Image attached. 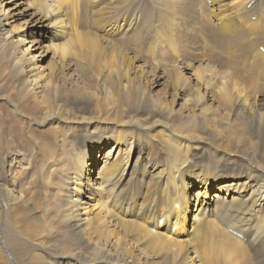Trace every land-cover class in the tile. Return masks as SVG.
I'll return each mask as SVG.
<instances>
[{"label":"bare ground","instance_id":"bare-ground-1","mask_svg":"<svg viewBox=\"0 0 264 264\" xmlns=\"http://www.w3.org/2000/svg\"><path fill=\"white\" fill-rule=\"evenodd\" d=\"M65 1L0 0V103L58 139L49 171L62 194L34 199L23 154L2 156L0 264L246 263L214 262L213 243L246 245L264 264V177H253L264 174V49L231 53L245 36L219 37L195 0H157L160 44L128 67L91 31L119 9ZM246 1L215 0L211 11L239 26L225 33L258 16L250 33L264 39V0ZM166 11L179 20L163 22Z\"/></svg>","mask_w":264,"mask_h":264},{"label":"rangeland","instance_id":"rangeland-1","mask_svg":"<svg viewBox=\"0 0 264 264\" xmlns=\"http://www.w3.org/2000/svg\"><path fill=\"white\" fill-rule=\"evenodd\" d=\"M63 6L65 5V0ZM95 1V0H93ZM123 1V2H122ZM112 0L109 1V3H106V0H102L101 7L103 8L104 12L106 13L110 8L117 7L119 10L116 11V13H119L115 16H113L111 19H107L108 22L105 23V21L100 22V29L96 30L93 29L91 31L95 32L96 35H98L100 38L105 39L106 43H109L110 46L105 45V48H103L104 51L113 52L115 51L116 54L112 53V61L115 63L117 59H124L125 63L124 65H130L132 62H136L134 56H137L139 60L143 61V63H149L146 61H149V58L151 60L150 54L157 48V45L160 44V38L159 34L161 32L162 25L158 21L159 20V12L157 0ZM236 1V0H232ZM242 1L244 6H246V3L248 1L246 0H239ZM56 2V1H55ZM121 2V3H120ZM126 2V4H124ZM131 2V3H130ZM197 5L199 6V9L204 13V16L209 15V18L211 19L212 23L215 26V29L217 31V34L219 37L223 38H234V37H240L245 36V39L237 40L233 42V52L236 55H242L246 54V51L251 50L252 52L258 51L259 54H261V49H264V39H261L259 36L254 35L250 33L253 30L252 24L258 22V16H253L250 20H244L248 21L247 25L248 27L246 29L238 30L235 32L225 33L224 29H234L238 27H234L229 19L226 18V24L224 26H221L220 23L224 17H222L221 20L217 18V15H226V11L221 13H215L212 10V7L214 6L215 0H195ZM57 3V2H56ZM113 3L115 5H113ZM122 4V8L119 7ZM220 3V4H218ZM224 1H218L217 5L220 7L222 6ZM95 4V2L93 3ZM106 4V5H105ZM129 4H133L129 5ZM254 4V1L251 5ZM59 5V4H58ZM251 5H248V8L251 7ZM106 6V7H104ZM130 6V7H129ZM145 6V7H144ZM107 16V14H105ZM165 19L163 22L166 21H178V17L175 13H172L170 11L165 12ZM92 18V16H91ZM133 19L135 24L134 28L130 30L121 29L120 25L122 21H127L129 19ZM249 18V17H246ZM219 20V21H218ZM238 23V22H236ZM75 27H84L83 25V16L80 14H77L75 17ZM104 24V25H103ZM143 24V25H142ZM186 25V24H185ZM241 25V24H240ZM243 26V25H242ZM92 29V28H91ZM105 29H109L108 32H105ZM262 27H257L255 29L256 32H259L262 30ZM96 30V31H95ZM205 33L208 32V30L203 31ZM45 33L43 34V36ZM252 36V37H251ZM254 36V37H253ZM256 36V37H255ZM214 39V37H213ZM112 42V43H110ZM54 44V42H50L49 45ZM111 47H117L116 49ZM123 47L126 49L127 53L122 50ZM111 48V49H110ZM195 50V49H194ZM123 52L127 55L128 58L123 56ZM238 52H241L240 54ZM86 53V50H85ZM82 54L76 57V60H81ZM114 55H117L118 57L113 60L115 57ZM130 55V56H128ZM125 57V58H124ZM126 59V60H125ZM77 60V62H79ZM131 60V61H130ZM256 59H254V62ZM80 63V62H79ZM78 63V64H79ZM80 65V64H79ZM0 74H3L2 68H0ZM80 70L82 75L86 76V72H84V69L80 65ZM257 71L264 75V71L262 72V68H258ZM154 74H152L153 77ZM5 76H3V80L0 79V86L2 85V88L0 87V94L6 92V88L4 83L6 82ZM85 78V77H84ZM83 77L81 78L82 81H84V84H88L90 80H86ZM90 86V85H89ZM91 87V86H90ZM92 88V87H91ZM3 91H2V90ZM0 165L2 164V158L8 154L12 153L14 150H17L21 152L25 158V161L23 162L21 168H30L29 173L32 175L31 182L26 185V188L31 192V194L34 195V199L36 197L38 198H44L45 201L50 204L53 203L50 201L52 198V193L55 192L56 199L58 201H62V194H58V190L60 189V186L58 185L57 177H55V174L53 172H50V168H52L53 164H55V155L54 153L58 149V139L50 135L49 132H47L46 128L39 127L38 125H30L27 122L20 123L15 117V113L13 110H11V105L0 103ZM8 105V107H7ZM7 107V108H6ZM7 111V112H6ZM14 114V115H13ZM25 123V124H24ZM30 126V127H29ZM38 126V127H37ZM194 131H196V127H194ZM141 146L144 148L145 144L143 143V140L141 141ZM162 145H159L155 152L158 154L159 158L162 159L163 155L161 152ZM132 150V156L130 158V164L134 161V158L136 156V152L133 148ZM3 156V157H2ZM260 176H253L255 177H264V174L261 172ZM263 175V176H262ZM47 177V181L44 179ZM20 180L19 183L25 182V180L22 179V176H19ZM18 178V179H19ZM263 182V181H261ZM54 187V188H53ZM55 189V190H53ZM225 214L224 216H226ZM230 215V213H228ZM132 219V217H128V219ZM135 219V218H134ZM163 223V222H162ZM160 223V224H162ZM188 223L185 225L187 227ZM165 235L170 236L175 239H180L184 236L175 235V234H169L163 232ZM53 241H55V237H53ZM213 245L216 247V251L214 253V262L222 263V257L224 255L234 254L236 255L240 260H243L246 262L245 264H259L255 253L249 249L246 245H244L243 250L239 252H230L227 251L221 243H213ZM210 249V248H209ZM252 251V252H251ZM33 253V252H32ZM254 253V254H253ZM30 259V256L27 258L18 261V264H27ZM257 260V261H255ZM27 261V262H26ZM9 264V263H8Z\"/></svg>","mask_w":264,"mask_h":264}]
</instances>
